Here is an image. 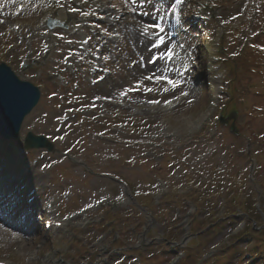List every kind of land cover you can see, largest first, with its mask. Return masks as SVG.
<instances>
[{
    "label": "rangeland",
    "instance_id": "1",
    "mask_svg": "<svg viewBox=\"0 0 264 264\" xmlns=\"http://www.w3.org/2000/svg\"><path fill=\"white\" fill-rule=\"evenodd\" d=\"M86 1L80 0L78 5L77 0H69L68 6L50 11L54 19L72 16L68 30L50 33L47 28L38 29L40 12L30 6L22 16V33L16 35L11 23L1 24L11 9L7 0H0V63L11 67L21 79L30 80L42 93L21 135H43L60 151L27 152L20 140L0 139L4 172L0 182L8 186L14 180V185L20 186L24 203L29 199L34 203L28 214L36 219L47 198H57L60 208L67 212L78 211L101 197L121 195L118 181L127 182L137 196L153 191L147 209L155 213L153 222L147 221L139 205H120L117 201L114 206L115 198H111L107 210L103 206L93 215L97 224L75 229L68 237L54 241L73 264H133V255L140 259L135 264H168L173 254L165 241L171 234L180 240L181 230L175 227L177 215L183 217L189 206H195L193 235L183 245L186 252L181 264H202L211 250L225 252V244L234 246L236 252L207 264H249L250 259L264 264V237L258 241L252 234L232 232L240 223L245 225L243 231L255 224L257 230L253 217L264 223V0H193L186 6L181 13V35L188 59H194V67L200 70L193 74L200 75L203 90L200 95L190 93L171 112L166 111L163 101L177 100L174 97L187 92L185 87L172 90L166 83L156 85L145 80L146 86L158 91L131 92L123 98L120 92L165 66V60L149 63L157 53L147 49L144 42L157 33L150 30L149 36H144L141 29L156 23L162 10L167 20L174 0H140L135 4L131 0H104L107 12L98 23L85 18L84 13L91 12L89 7L81 15L69 11H79ZM206 4L217 8L212 20H202L199 6ZM80 23L84 26L81 31L77 30ZM45 37L52 38L46 57ZM87 37L91 45L83 50L79 42ZM103 42L108 44L101 54L103 64L98 66L93 56L99 54ZM69 52L76 54L70 72L64 66ZM22 59L28 61L27 70L21 67ZM99 78L104 81L100 83ZM164 87L170 90L165 93ZM211 97L216 99L213 114L207 110ZM151 99L161 103H146ZM86 110L92 112H82ZM233 112L239 134L229 130L233 120L227 126H214L220 113L230 117ZM208 116H212L214 136L200 126L205 118L209 122ZM24 167L29 168V174L21 178ZM112 177L119 180L115 182ZM249 204L258 210L254 216L246 211ZM27 210L24 205L17 209L20 213ZM111 218L117 219L112 224L120 239L103 254L92 242L109 230ZM139 222V230L150 225L146 239L155 243L137 253L123 250L139 239L133 229ZM224 237L230 240L225 243ZM42 240L40 235L29 238L23 253L17 255L18 264H32L28 254ZM12 244L11 239L9 244L0 243V259L11 258Z\"/></svg>",
    "mask_w": 264,
    "mask_h": 264
},
{
    "label": "water",
    "instance_id": "2",
    "mask_svg": "<svg viewBox=\"0 0 264 264\" xmlns=\"http://www.w3.org/2000/svg\"><path fill=\"white\" fill-rule=\"evenodd\" d=\"M40 99V92L32 84L21 81L5 65H0V133L7 139L20 137L23 121ZM234 130V129H233ZM27 148H47L51 144L44 137L32 134L25 139Z\"/></svg>",
    "mask_w": 264,
    "mask_h": 264
},
{
    "label": "snow or ice",
    "instance_id": "3",
    "mask_svg": "<svg viewBox=\"0 0 264 264\" xmlns=\"http://www.w3.org/2000/svg\"><path fill=\"white\" fill-rule=\"evenodd\" d=\"M131 2L135 4L137 0H131ZM177 2L183 3V0H177ZM69 11L75 12L77 11V9L70 8ZM157 11L159 12L160 9H157ZM173 11H175V8H173ZM145 14L147 15V13ZM84 15H87V13H84ZM157 20L160 22L144 25L143 28L141 29V34L144 36H149L150 30H154L157 33V39L155 42L152 43L149 50H151L152 48L159 49L162 45L166 44V39H165V36L163 35L166 30L162 23V21L164 20V16L157 17ZM175 47L176 45L173 44L172 47L167 48L166 51H161L157 54H154L153 57L149 60V63L155 64L158 60H165V59L168 61H171L173 57L175 56V53L173 51ZM105 59H107V57ZM169 71H171V69L167 68V66H162L161 71L159 73L153 71L150 74L143 76L141 79L137 80L134 85L122 90L120 92V96L123 98V97H126L129 93L137 92V91H143L147 93L158 91L157 88L146 86L144 83L145 80L150 81L156 85L166 83L168 86H170L172 90H175L176 88L181 86L183 81L171 78L169 75H167ZM169 90H170L169 87H164L162 89V91L165 93L168 92ZM181 95L187 96L188 93L181 92ZM174 98L179 99V97H174ZM146 103L151 104V105H159L161 101L159 99H151V100H147ZM163 103L165 106H169L172 104V100H165L163 101ZM189 103H192V101H189Z\"/></svg>",
    "mask_w": 264,
    "mask_h": 264
},
{
    "label": "bare ground",
    "instance_id": "4",
    "mask_svg": "<svg viewBox=\"0 0 264 264\" xmlns=\"http://www.w3.org/2000/svg\"><path fill=\"white\" fill-rule=\"evenodd\" d=\"M66 15L64 14L62 16V18H60L61 20H64V17ZM157 39V35H153L152 37H149L145 42H144V46H146L147 49H150L151 45L153 42H155ZM163 46V45H162ZM162 46L159 48V49H155V48H152L151 50H154L156 53H159L162 51ZM7 194H9V192H7ZM1 234L3 235V233L1 232ZM2 239V242L6 241L7 243H9V239L8 238H5V237H1ZM22 247V246H21Z\"/></svg>",
    "mask_w": 264,
    "mask_h": 264
},
{
    "label": "trees",
    "instance_id": "5",
    "mask_svg": "<svg viewBox=\"0 0 264 264\" xmlns=\"http://www.w3.org/2000/svg\"><path fill=\"white\" fill-rule=\"evenodd\" d=\"M263 232H264V228H263Z\"/></svg>",
    "mask_w": 264,
    "mask_h": 264
}]
</instances>
